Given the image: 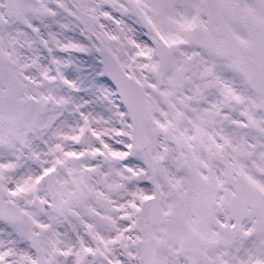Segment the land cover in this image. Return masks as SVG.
I'll return each instance as SVG.
<instances>
[{
    "label": "snow or ice",
    "instance_id": "1",
    "mask_svg": "<svg viewBox=\"0 0 264 264\" xmlns=\"http://www.w3.org/2000/svg\"><path fill=\"white\" fill-rule=\"evenodd\" d=\"M0 264H264V0H0Z\"/></svg>",
    "mask_w": 264,
    "mask_h": 264
}]
</instances>
